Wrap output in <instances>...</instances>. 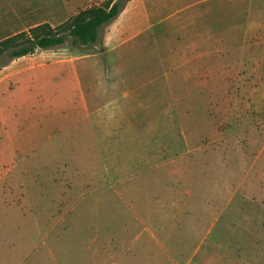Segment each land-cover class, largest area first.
<instances>
[{"label": "rangeland", "instance_id": "374dc122", "mask_svg": "<svg viewBox=\"0 0 264 264\" xmlns=\"http://www.w3.org/2000/svg\"><path fill=\"white\" fill-rule=\"evenodd\" d=\"M106 1L0 0V42ZM126 4L4 59L0 264H264V0Z\"/></svg>", "mask_w": 264, "mask_h": 264}, {"label": "trees", "instance_id": "16d2710c", "mask_svg": "<svg viewBox=\"0 0 264 264\" xmlns=\"http://www.w3.org/2000/svg\"><path fill=\"white\" fill-rule=\"evenodd\" d=\"M127 1L130 0H107L100 6L79 12L57 27L44 24L1 41L0 69L7 65L4 59L14 61L38 51L53 50L63 46L68 38L83 46L97 43L101 28L120 16Z\"/></svg>", "mask_w": 264, "mask_h": 264}, {"label": "crops", "instance_id": "0c3cea01", "mask_svg": "<svg viewBox=\"0 0 264 264\" xmlns=\"http://www.w3.org/2000/svg\"><path fill=\"white\" fill-rule=\"evenodd\" d=\"M126 17L127 18L125 19L122 18V20L120 21L121 28L116 27V29L112 30L109 33L108 39H107L108 49H112L122 44L128 43V41H131V40H134L140 37V35H143L144 32H146L149 29L148 21H147L148 17H142L140 19H137L133 24L131 23L130 25H128V16ZM143 19L146 22L144 26L141 25L143 23L142 22Z\"/></svg>", "mask_w": 264, "mask_h": 264}]
</instances>
